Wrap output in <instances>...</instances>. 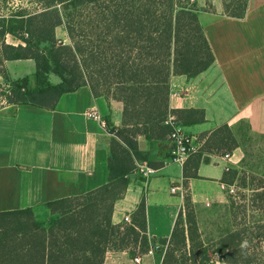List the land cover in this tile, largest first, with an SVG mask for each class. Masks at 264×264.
<instances>
[{"label": "trees", "instance_id": "obj_1", "mask_svg": "<svg viewBox=\"0 0 264 264\" xmlns=\"http://www.w3.org/2000/svg\"><path fill=\"white\" fill-rule=\"evenodd\" d=\"M32 2L37 7L30 11L22 0L15 6L0 0V94L5 104L51 109L62 94L87 86L94 96L122 103V123L107 127L112 139L104 185L38 207L0 211V264H103L107 251L125 250L135 257L151 249L162 256L160 264H213L211 255L222 264H264V179L244 173L240 186H254L249 187L246 209L261 210V218L234 221V199L227 195L224 204L208 211L216 234L207 240L185 192L168 239L147 235L144 198L129 221L111 222L114 203L131 180L143 179L136 163L146 162L147 154L138 149L137 138H163L170 132L164 124L168 115L183 123L184 112L194 115L191 123L203 120L201 110L169 108L170 77L192 78L213 62L194 1ZM222 3L224 14L235 18L242 17L247 6V0ZM59 26L67 44L56 39ZM17 60L32 61V72L12 78L6 64ZM199 163L195 154L192 171L183 165L185 180L196 177ZM236 176L237 171L230 170L222 182L232 185ZM42 208L52 217L37 223L33 212Z\"/></svg>", "mask_w": 264, "mask_h": 264}, {"label": "crops", "instance_id": "obj_2", "mask_svg": "<svg viewBox=\"0 0 264 264\" xmlns=\"http://www.w3.org/2000/svg\"><path fill=\"white\" fill-rule=\"evenodd\" d=\"M194 3L213 62L192 78L170 77L169 108L203 112L199 122L191 123L194 115L188 112L182 113L184 123L175 119L191 136L195 150L179 164L168 158L169 133L163 138L139 136L138 149L147 154L146 163L154 173L132 179L111 214L113 224L126 217L129 221L144 198L150 237H170L184 192L189 193L197 213V208L225 203L227 192L221 184L228 171L264 179L259 166H247L254 156L245 149L255 138L264 142V0H247L239 18L224 14L222 0ZM208 15L213 18L205 19ZM58 29L66 35L62 26L55 34ZM19 62L31 65L32 61L9 63ZM89 108L97 110L105 126L85 116ZM122 111L120 101L94 96L87 86L62 94L51 109L28 104L1 106L0 211L38 207L104 185L112 139L107 127L121 126ZM222 126L227 132L218 130ZM195 154L200 157L196 177L185 180L183 165L192 171ZM161 260L154 249L140 255L139 262L125 250L107 251L103 264H160Z\"/></svg>", "mask_w": 264, "mask_h": 264}, {"label": "rangeland", "instance_id": "obj_3", "mask_svg": "<svg viewBox=\"0 0 264 264\" xmlns=\"http://www.w3.org/2000/svg\"><path fill=\"white\" fill-rule=\"evenodd\" d=\"M18 2V0H8V3L10 6H15V3ZM191 3V2H190ZM22 5L28 10H34L37 6L32 2V0H22ZM206 5V4H205ZM206 7V6H205ZM213 16L208 15L205 19H212ZM61 27V26H60ZM56 39L57 41H60L61 43L67 44L68 38H66V35L61 33V31L58 29L56 32ZM7 42H12L10 37H7ZM8 69L10 71V74L12 78L22 77L24 75H27L32 72L33 69V63L31 62H19V63H9ZM53 81H57V78L53 76ZM4 84V81L0 79V85L2 86ZM3 87V86H2ZM5 102L3 101V96L0 94V106L4 105ZM249 137V135H248ZM248 142V141H247ZM251 145L249 147H246L245 149L248 151H251V154L254 156V158H251V161L247 160V166L251 168L259 166L257 168L258 171H264V142L261 138H255L253 139V142L250 143ZM248 146V145H246ZM256 155V157H255ZM252 162V165L250 164ZM242 172L237 173V176L235 177L233 184L235 187V196L230 195L234 199V209H232V213L234 216V221L239 222L241 219L245 217L246 220H256L261 218V210L259 209H246L245 203L246 199L250 197L251 192L249 190V187L251 186L250 183H246L247 185L245 187L240 186L242 185ZM258 178L257 176H253ZM248 181V179H247ZM256 183V180H254ZM253 185H255L253 183ZM229 195L228 193L226 196ZM248 196V197H247ZM247 197V198H246ZM248 202V201H247ZM216 206H205L204 209L197 208V213L195 212V219L197 221V225L199 228V232L202 234V237L204 240H207L211 237H213L216 233L215 226L211 224V221H214V218H209L208 211L210 209H214ZM209 209V210H208ZM194 210V209H193ZM213 210H210L212 212ZM221 211V210H220ZM220 211H216L215 213H220ZM52 215L50 214L49 210L46 208L38 209L33 212V218L37 223L45 222L48 219H51ZM216 217V216H215ZM210 221V222H209ZM214 230V231H213ZM256 243V240H254ZM261 250V248L259 249ZM142 254H137L136 256H140ZM211 255V254H210ZM211 260L213 264H222L218 261L216 256L211 255ZM212 264V263H210Z\"/></svg>", "mask_w": 264, "mask_h": 264}, {"label": "built area", "instance_id": "obj_4", "mask_svg": "<svg viewBox=\"0 0 264 264\" xmlns=\"http://www.w3.org/2000/svg\"><path fill=\"white\" fill-rule=\"evenodd\" d=\"M194 0H190L192 2ZM85 116L90 119L98 121L101 125L105 126L103 118L99 115L96 109L89 108L85 111ZM164 124L170 127V132L168 139L170 141L169 149V161L182 164L186 157L193 153L195 148L192 144V138L187 134L180 125L175 121L174 116L168 115L167 119L164 121ZM227 157V155H225ZM136 172L140 174L143 178H147L154 173V169L150 167L145 161H140L136 163ZM221 187L229 194L235 195L234 185H225L221 184ZM171 192H175L176 189L172 187ZM182 195V192H180ZM126 221L128 218L126 217ZM135 262H139V257H134Z\"/></svg>", "mask_w": 264, "mask_h": 264}]
</instances>
